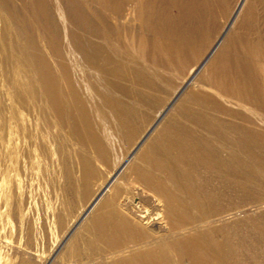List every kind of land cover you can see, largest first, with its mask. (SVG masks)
Returning a JSON list of instances; mask_svg holds the SVG:
<instances>
[{
    "label": "bare ground",
    "instance_id": "1",
    "mask_svg": "<svg viewBox=\"0 0 264 264\" xmlns=\"http://www.w3.org/2000/svg\"><path fill=\"white\" fill-rule=\"evenodd\" d=\"M89 1L92 2L60 0L66 21L60 28L54 23V15L45 0H30L27 6L34 11L33 19L42 23L41 27L47 31L37 38L33 34L35 30L23 34L19 30L21 27L13 22L17 36L12 43L38 79L57 118L69 126L75 139L91 144L99 156L106 159L108 154L101 151L100 140L92 129L90 95L72 80L77 71L75 68L86 65L100 71L103 88L97 94L121 120L124 138L132 144L139 130L130 109L116 96L127 94L119 83L127 78L125 62L128 63V58L124 52L127 47L129 52L134 47L142 51L148 43L154 46L155 41H152L153 33L147 43V38L134 37L133 31L121 26V21L126 20L125 7L132 0H99L114 25L89 6ZM6 2L0 0V5L6 7ZM246 3L247 0H236L228 22ZM254 3L262 7L264 0H254L248 6L249 13L255 10ZM119 5L121 9L117 8ZM156 8L157 0L136 2L133 10L143 29L156 30ZM227 26L208 46L201 64L208 62L220 41L228 36ZM185 39L170 42L165 39L164 52L170 56L176 53L181 59ZM204 41L206 39L201 42ZM42 42L46 43L52 57L50 61L42 49ZM201 42L192 48L199 50L204 45ZM225 42L217 49L218 55L210 65L209 75L199 85L201 93L189 94L182 99L174 118L178 121L167 122L157 140L146 145L137 157L139 163L132 167V179L123 176L127 164L124 163L114 169L92 195L88 213L101 199L104 201L85 227L89 238L81 241H84L88 255H81L82 259L76 260L78 264H264V214H252L253 209L264 205V130L257 127V122L264 125V92L262 82L249 89L238 86L234 64L237 60L232 55L237 37L232 35ZM245 45L240 48L243 56L249 57L247 60L260 59L261 43L251 41ZM153 51L158 49L153 48ZM220 98L230 102L239 98L240 106L250 109L251 115L229 110ZM156 102L147 103L154 107ZM212 112L232 121L210 118ZM89 168L85 169L86 185H89V176L96 173ZM116 184L119 188L111 196L103 197L107 195L104 191ZM246 205L249 207L244 211L245 217L229 223Z\"/></svg>",
    "mask_w": 264,
    "mask_h": 264
},
{
    "label": "rangeland",
    "instance_id": "2",
    "mask_svg": "<svg viewBox=\"0 0 264 264\" xmlns=\"http://www.w3.org/2000/svg\"><path fill=\"white\" fill-rule=\"evenodd\" d=\"M29 1L5 0L9 6L0 5V264H78L81 255H88L84 241H81L89 238L85 227L98 211L96 208L102 206L104 201L101 199L94 209H90L89 214L87 206L92 195L107 181L111 172L124 163L127 164L123 176L132 179V167L139 163L137 157L148 143L157 140L167 122L176 120L174 118L182 99L189 94L201 93L199 85L209 75L210 65L218 55L217 49L226 43L225 39L232 38V35L237 37L232 55L237 60L234 64L239 77L238 86L249 89L262 82L261 89L264 92V3L262 7L254 3L255 10L249 13L248 6L254 0H247L245 6L238 8L236 17L228 22L236 0H157L156 30L152 31L143 29L135 16L133 8L138 0L130 1L125 7L126 20L121 21V26L133 31L131 35L134 34V37L147 38V41L153 35L152 41H155L154 46L147 41L150 46L147 45L142 51L134 47L129 52L127 47L124 52L128 58V63L125 62L127 78L119 83L127 94L116 96L123 106L130 109V115H133L134 123L137 124L139 134L132 144L124 138L121 120L97 94L103 88L100 71L86 65L76 67L72 78L76 86L90 95L92 129L100 140L101 151L108 154V158L103 159L91 144L75 139L69 126L57 118L40 89L38 79L12 43L17 36L12 27L13 22L18 28H23L24 31L19 28L23 34L35 30L33 34L37 38L47 31L41 27L42 23L33 19L34 11L27 6ZM75 1L68 0L69 3ZM98 3L99 0H92L88 5L109 18L106 8ZM45 4L54 15L56 25L61 28L66 24L60 0H45ZM117 8L121 9L120 5ZM244 18L245 22L242 23ZM109 20L111 24L115 23ZM226 26L227 38L220 41L208 62L201 64L212 41ZM183 38H186V44H183L184 55L181 59L176 53L170 56L164 52L165 39L170 42L183 41ZM204 39L206 41L201 42ZM198 41L204 45L195 51L192 47ZM251 41L261 43L258 51L260 59L247 60L249 57L246 55V60L243 59L244 52L241 49ZM44 43H41L42 49L49 60L52 57ZM125 44L129 46L128 42ZM153 48L158 51L155 53ZM247 64L252 66L248 68ZM193 76L195 78L189 81ZM254 94L259 98L257 93ZM146 100L157 102L154 107H150ZM239 100L236 98L231 104L220 98V102L229 110L242 112L244 116L251 115V110L240 106ZM209 117L232 121L229 117L217 116L216 112H212ZM257 125L264 130L260 122ZM87 166L96 171L89 176V185L85 182ZM119 183L122 184L123 180H119ZM119 186L116 184L107 188L104 191L107 195L103 197L111 196ZM248 205L238 210V216L229 223L242 220ZM259 209H253L255 212L252 214H264V205L259 206Z\"/></svg>",
    "mask_w": 264,
    "mask_h": 264
}]
</instances>
